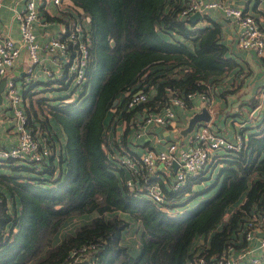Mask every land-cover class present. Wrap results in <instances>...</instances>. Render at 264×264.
Instances as JSON below:
<instances>
[{"label":"trees","instance_id":"obj_1","mask_svg":"<svg viewBox=\"0 0 264 264\" xmlns=\"http://www.w3.org/2000/svg\"><path fill=\"white\" fill-rule=\"evenodd\" d=\"M187 1L69 0L88 25L86 90L56 104L22 90L28 120L56 142L43 169L30 166L43 179L19 165L0 172V264H55L83 245H94L96 264H213L230 246L238 252L248 245L249 224L264 216V113L242 128L246 146L221 161L218 186L199 191L204 178L176 191L164 186L163 203L131 190L111 154L109 124L115 116L130 122L134 109L124 106L131 94L144 90L147 105L162 106L168 86L181 88L190 107V94L215 89L237 66L218 15L181 18ZM258 12L264 27V10ZM258 103L254 99L251 108ZM56 171L53 183H43ZM4 190L15 197L17 209L7 204ZM82 216L91 218L56 242L63 223ZM134 222L141 230L138 254L122 243Z\"/></svg>","mask_w":264,"mask_h":264},{"label":"built area","instance_id":"obj_2","mask_svg":"<svg viewBox=\"0 0 264 264\" xmlns=\"http://www.w3.org/2000/svg\"><path fill=\"white\" fill-rule=\"evenodd\" d=\"M69 0H24L23 7L14 11V18L18 22L19 37L9 35L0 36V76L5 77L3 98L7 103L10 114L2 115L16 133V141L9 146L0 144V164L32 162L37 169H43L46 159L52 153L56 139H50L38 125L28 120L24 106L26 98L19 91L30 88L36 91V84L42 76H47L57 88H72L68 93L47 103L56 104L73 101L86 90V67L88 62V48L90 37L87 20L78 13L68 2ZM264 1V0H261ZM46 4H53L58 11V17L41 12ZM3 2L0 0V8ZM208 9H217L226 18L233 19L237 25V43L241 49L255 51L264 55V27L261 20L247 9L233 5L224 0H188L181 10L180 17H190L196 11L201 13ZM47 14V15H45ZM66 21V23H65ZM57 22L61 26L53 34H41L36 31V25L44 28ZM39 35L46 37L39 38ZM24 50L29 62L19 77L11 75L21 51ZM55 89V88H53ZM166 101L162 106L147 105L149 93L139 90L131 94L124 108L126 111L134 109L130 122L127 118L114 117L109 124V131L118 125L115 137L108 134L109 142L114 151L113 157L118 160L125 171V184L138 195L163 203L166 200L164 186L170 191L185 187L190 180L211 177L215 167L225 158L221 150L239 152L246 146V133L242 124L229 136L213 128L209 121H198L193 130L183 138L181 135L168 142L165 148H157L160 138L155 130L159 128H178V107L188 108L185 98L181 95V88H166ZM41 91V90H38ZM43 92V91H42ZM214 89L207 93L190 94L191 98L198 95L208 109L213 107ZM43 96L45 94L43 93ZM130 123L129 133L132 145L142 143V151L127 147L129 141L124 137L127 124ZM123 125V133L119 126ZM117 143L118 147L114 146ZM221 166V165H220ZM57 172V171H56ZM57 175V174H56ZM38 177L39 174L37 175ZM43 179L42 177H40ZM43 180L51 184L54 176ZM195 183V184H196ZM258 239L261 255L257 256L250 248V242ZM248 245L235 252L232 246L228 248L213 264H264V216H256L249 224L246 233ZM94 245L81 246L70 251L68 257L55 264H75L86 258L89 264H96L92 257ZM200 264H204L200 259Z\"/></svg>","mask_w":264,"mask_h":264},{"label":"crops","instance_id":"obj_3","mask_svg":"<svg viewBox=\"0 0 264 264\" xmlns=\"http://www.w3.org/2000/svg\"><path fill=\"white\" fill-rule=\"evenodd\" d=\"M1 1L3 5L0 8V36L9 35L10 37L18 38L19 27L17 20L14 18V11L23 7L24 0ZM224 1L241 6L250 12H254L257 17H259L258 11L264 10V1L261 0ZM46 7L45 10L41 7V12L57 17L58 14L52 12L53 9L51 7H55L53 4H46ZM207 11H211V13L218 15V21L221 23L223 29V41L228 46L230 56L237 62V66L227 73V75L222 78L221 83L215 87L212 96L214 99L213 107L209 109L211 113L210 124L212 127L230 136L235 129L239 128L237 125L242 124L244 127L251 124L253 125L256 118H259L264 113V55H258L255 51L244 50L238 46L237 25L233 19L226 18L217 9H208ZM60 26V24L57 25V22H55L44 28L36 25L35 29L37 32H41V34H53ZM42 37L46 36L39 35V38ZM28 62V56L26 52L22 50L15 66L11 69V75L20 77ZM4 79V76H0V82L4 81ZM254 99H258L259 103L255 109H252L250 105ZM203 106L204 103L200 97L195 95L192 98V105L190 107L185 109L178 107L177 113L179 115V123L177 125L178 128H176L178 132H175L176 129L173 128H159L155 130L160 138L159 142L156 144L157 148H165L168 142L180 135L186 138V136H183V133H181V130L188 124L189 118L194 113L201 111ZM0 107H3V110L0 111V144L9 146L16 141V133L2 116L6 114L4 110L7 109V103L4 98ZM256 110L258 111L257 114L255 112ZM7 114H10L9 110ZM119 127L122 134L124 127L123 125ZM117 129L118 125L110 132L113 137H115L114 133L118 134ZM128 133L123 135V139L128 136ZM124 140L129 141L126 144L127 147L136 151H142V143H137L136 146L132 145L130 135ZM7 171L8 170H5V172ZM4 196L8 205L14 204L16 209L19 207L18 203L15 201V197L12 196L10 192L4 190ZM123 217L133 222L128 214L123 213ZM90 218L91 216H82L69 219V221L67 220L60 227L54 239L56 242H59L67 232H73L76 225L88 222ZM140 233V224L134 222L123 234L122 243L127 244L130 251L134 254H138L141 250ZM250 248H253L252 251L257 256L261 255L257 238L250 242Z\"/></svg>","mask_w":264,"mask_h":264},{"label":"rangeland","instance_id":"obj_4","mask_svg":"<svg viewBox=\"0 0 264 264\" xmlns=\"http://www.w3.org/2000/svg\"><path fill=\"white\" fill-rule=\"evenodd\" d=\"M54 6V5H53ZM49 7H50V5H49ZM53 10H52V12L53 13H55V14H57L58 13V11H57V9H56V7H51ZM39 82L40 83H38V84H36V87H35V90L37 91V92H33L32 93V95H31V97L34 99V98H36V97H40L41 95H43V93L45 94V97L46 98H48V99H54V98H56L57 99V97H60V96H62V95H65L66 93H68L72 88H69V89H65L64 87H62V88H57L58 86H56V85H54L53 84V82L52 81H48V78H47V76H42V78L39 80ZM17 86H18V89H19V91L22 93V89H20L21 88V86H20V84L19 83H17ZM136 86V85H135ZM53 88H55V89H53ZM38 90H41V91H43V92H41V91H38ZM220 92V91H219ZM218 92V93H219ZM26 97V96H25ZM26 102H28V97H26ZM46 103H47V100H46ZM45 106V105H44ZM3 110V107H0V111H2ZM4 112L7 114L8 113V110L7 109H5L4 110ZM248 113H249V111H248ZM258 118H256V120H257ZM175 132H178V129H176L175 130ZM220 154H222V155H226V154H228V151H226V150H221L220 151ZM223 163H221L220 165H222ZM1 165V164H0ZM14 166V165H19L20 166V171L21 172H23V173H25V174H30V175H32V176H37L38 175V173H37V171H35V170H31L32 168L30 167V166H32V167H34L35 166V164H33L32 162H18V163H11V164H5V167H0V172L1 171H3V170H8V171H11L10 170V168H9V166ZM220 165L218 166V167H215V170H214V173H213V175L211 176V177H207V178H205L202 182H203V185H201V187H199L198 188V190L200 191V190H204L205 189V187H206V185H211V186H213V185H219V182H220V180H218V173H219V167H220ZM8 168V169H7ZM15 170H17L16 168H14ZM18 171V170H17ZM46 178H48V175H44ZM218 181V182H217ZM217 182V183H216ZM207 183V184H206ZM211 191H209V192H214L215 190H216V188H212V189H210ZM201 196H204V194H201V195H199V197H201ZM199 197H196V198H199ZM186 199H188V196H184L183 197V199H182V201L181 202H183V201H185ZM196 203V201L195 200H193V201H189V206H192V205H194ZM198 242V241H197Z\"/></svg>","mask_w":264,"mask_h":264},{"label":"water","instance_id":"obj_5","mask_svg":"<svg viewBox=\"0 0 264 264\" xmlns=\"http://www.w3.org/2000/svg\"><path fill=\"white\" fill-rule=\"evenodd\" d=\"M201 16H202V13L200 11H196L195 13H193L190 16V18L192 20L196 21ZM4 81L0 82V104L3 101L2 91H3V88H4V84H5ZM255 112H256V114L258 113L257 110ZM209 120H211V113L209 112V109L207 108V106L204 105L202 107L201 111L194 113L189 118L188 124L181 130V133H183V136H187L193 130V128L195 127V125L197 124L198 121H209ZM56 174H57V172L54 174V177L56 176ZM75 264H89V262H88V260L86 258H84V259H81V260L77 261Z\"/></svg>","mask_w":264,"mask_h":264}]
</instances>
